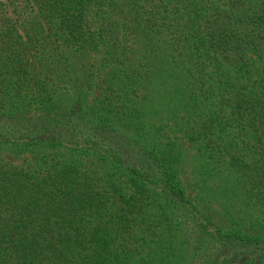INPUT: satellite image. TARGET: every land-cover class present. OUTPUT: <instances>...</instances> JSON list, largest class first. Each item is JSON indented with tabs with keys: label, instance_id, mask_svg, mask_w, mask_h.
<instances>
[{
	"label": "trees",
	"instance_id": "1",
	"mask_svg": "<svg viewBox=\"0 0 264 264\" xmlns=\"http://www.w3.org/2000/svg\"><path fill=\"white\" fill-rule=\"evenodd\" d=\"M39 1L0 0V153L25 156L0 158V264H264V0ZM116 6L182 69L164 82L170 126L142 97L153 63L125 61ZM177 129L200 160L196 202ZM237 191L249 225L211 212Z\"/></svg>",
	"mask_w": 264,
	"mask_h": 264
},
{
	"label": "rangeland",
	"instance_id": "2",
	"mask_svg": "<svg viewBox=\"0 0 264 264\" xmlns=\"http://www.w3.org/2000/svg\"><path fill=\"white\" fill-rule=\"evenodd\" d=\"M34 1L41 5L39 0ZM201 3L203 5L216 4L220 7H224L226 0H201ZM109 8L110 9L107 11V15L116 20L119 26L120 35L123 37L122 50L125 61H127V65L136 67L140 63H153L150 67L151 72L149 77L145 78L141 88L142 97L149 102L148 106L152 119L154 121L162 120L163 122H167L170 126L167 118L172 111L170 110L171 108H169V104L167 105L166 103V97L169 96L170 93L165 90L164 82L167 83L172 70L180 71L182 70L181 67H177V64H171L167 60L166 56L158 57L154 52L147 51L145 44H148L149 41L138 25L134 11L130 12L126 8L118 6ZM164 15L166 17L165 21L171 24L170 26L172 28L170 29H172L175 33L178 32L179 26L184 23V18H180L179 15H173L172 13H164ZM164 15L160 13L159 16L162 17H159L158 20L160 21ZM146 16L153 17L154 14L146 12ZM183 32L186 33V30L184 29ZM188 53L189 48H186L185 55H183L184 58L187 59L186 65H191L194 62H197V60L192 59V56L194 57V55ZM167 54V52H164V55ZM146 67L147 65H144L141 68L147 69ZM97 92L98 89L95 90L94 94ZM217 95V91L212 93L210 101L208 102L210 105L216 103ZM204 110L207 112V109ZM168 128L170 130H174L173 127ZM174 134L177 135L175 140L182 148V159L179 165V177L185 190L187 191V195L193 199L194 202L197 201V197L199 196L207 198L206 196L200 194V190L198 189L199 177L197 170L199 169L200 160L198 159L195 147L183 137V133H181L178 129L174 132ZM24 157V155L14 156L12 154L0 153L2 161L8 164L22 163ZM219 179L220 176L216 179V182L220 181ZM209 195L213 194L210 193ZM215 196H219V198H216ZM215 196L213 195L209 197L212 202L211 212L214 217L220 219L228 225H249V219H251V217L255 214H253L252 211H249L248 208H245L242 200V193L237 191L231 193V196L229 197L221 196L219 194H216ZM231 214L235 216V219L232 220L231 218H228L231 217Z\"/></svg>",
	"mask_w": 264,
	"mask_h": 264
}]
</instances>
